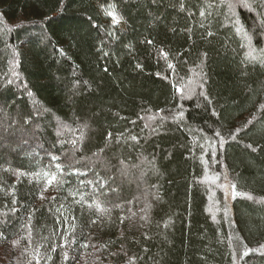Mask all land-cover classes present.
<instances>
[{
	"label": "trees",
	"instance_id": "16d2710c",
	"mask_svg": "<svg viewBox=\"0 0 264 264\" xmlns=\"http://www.w3.org/2000/svg\"><path fill=\"white\" fill-rule=\"evenodd\" d=\"M246 2L0 0V264H264L241 258L264 245V63L233 26L264 57V0Z\"/></svg>",
	"mask_w": 264,
	"mask_h": 264
},
{
	"label": "snow or ice",
	"instance_id": "6c2138e0",
	"mask_svg": "<svg viewBox=\"0 0 264 264\" xmlns=\"http://www.w3.org/2000/svg\"><path fill=\"white\" fill-rule=\"evenodd\" d=\"M227 6H228V8H229V11H231L233 5H232L231 3H229ZM241 6H242V7H245V8H251V4L247 3L246 0H241ZM182 7H183V5H182ZM209 7H211V5H209ZM204 14H205V13H204L203 11L200 12V15H201V16H203ZM108 15L111 16V17L113 18V21H114V22H118L119 18H118L117 14H116V12H115L114 10H113V11H109V12H108ZM233 26L235 27V31H236V33L239 34V35H242V36H243L245 39H247L248 42H249V51L246 52V54H245L246 59L249 60V61H257V60H259L261 63H264V57L257 56V55L255 54V53H256V49H254V48L251 47V37L248 36L247 32L244 30L243 25L240 24L238 20H235V21H233ZM209 35H211V33H209ZM149 43H151V41H149ZM163 56H164L165 59H167L168 54H167V53H163ZM138 67H139V65H138ZM173 67H174V66H173L171 63L168 64V68L172 69ZM9 83H11V81H9ZM173 86H174L175 91H176L177 93H181V94H183L184 89H183L182 87L177 86L176 84H174ZM201 94L204 95L203 93H201ZM29 95H31V93H29ZM205 99H207V96H206V95H205ZM183 116H184V113H183V111H182V109H181L180 111L177 112V114H176V116H175L174 118H180V119H182ZM237 131H239V130H237ZM108 135H109V137H111L112 134L109 133ZM215 135H216L217 137H220V142H221V145H222L223 142H224L223 137L220 136V133H219V132L215 133ZM234 138H235V137L233 136V139H234ZM81 139H83V136H82V135H81ZM132 139L135 140L136 137H132ZM72 143L75 144L76 141L73 140ZM248 147H251V145H248ZM253 150H255V149H253ZM213 154H214V153H213ZM53 159H56V158L53 157ZM57 168H59V165H57ZM44 175H45V176H48V173L46 172V173H44ZM215 179H219V177L217 176ZM55 180H56V176H55V174H53V175L50 177V179H48V184H52L53 181H55ZM230 187H231V189H232V194H233L234 197H235V196H240V195L248 196L247 193H241V192L236 191V185H235V184H230ZM248 198H249V199H252L251 196H248ZM53 199H55V198H53ZM77 203H79V201H77ZM96 207H97V209H98L99 211H101V212L106 211L105 209H100L99 205H97ZM66 242H67V241H66ZM83 246H84V247H87L86 244L83 245ZM240 247H241V245L238 243V244H237V249H239ZM261 249H264V245H261L259 249H251V248H247V246H243V252H242L241 258H242L243 256H247V255H249V253H251V252H253V251H260ZM54 250H55V249H53V251H54ZM232 255H233V258L235 259V257H236V249L233 250ZM65 259H67V253H65Z\"/></svg>",
	"mask_w": 264,
	"mask_h": 264
},
{
	"label": "rangeland",
	"instance_id": "374dc122",
	"mask_svg": "<svg viewBox=\"0 0 264 264\" xmlns=\"http://www.w3.org/2000/svg\"><path fill=\"white\" fill-rule=\"evenodd\" d=\"M217 176H214V177H212L211 178V180L214 182V188H216L217 186H218V188H222V189H224V193L226 194V195H232V191L230 190V187L228 186L229 184L227 183V182H225V181H221L220 180V176H218L219 177V179H215ZM216 182V183H215ZM226 187V188H225ZM215 193V196H214V198H217V195H216V191L214 192ZM8 250L6 249V248H1L0 249V255H4V256H8Z\"/></svg>",
	"mask_w": 264,
	"mask_h": 264
}]
</instances>
